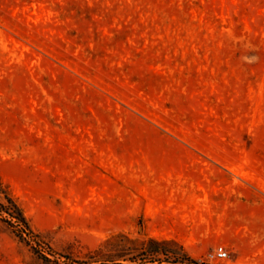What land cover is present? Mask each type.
<instances>
[{
	"label": "rangeland",
	"instance_id": "obj_1",
	"mask_svg": "<svg viewBox=\"0 0 264 264\" xmlns=\"http://www.w3.org/2000/svg\"><path fill=\"white\" fill-rule=\"evenodd\" d=\"M1 183L0 264H264V0H0Z\"/></svg>",
	"mask_w": 264,
	"mask_h": 264
},
{
	"label": "trees",
	"instance_id": "obj_2",
	"mask_svg": "<svg viewBox=\"0 0 264 264\" xmlns=\"http://www.w3.org/2000/svg\"><path fill=\"white\" fill-rule=\"evenodd\" d=\"M0 185V190L4 194L3 198L5 199V201L0 204V212L7 214L11 218L10 222L16 224L15 226L22 230H29L30 225L22 207L8 190V188L4 187L2 183Z\"/></svg>",
	"mask_w": 264,
	"mask_h": 264
},
{
	"label": "built area",
	"instance_id": "obj_3",
	"mask_svg": "<svg viewBox=\"0 0 264 264\" xmlns=\"http://www.w3.org/2000/svg\"><path fill=\"white\" fill-rule=\"evenodd\" d=\"M209 255V259L202 261L200 264H220L229 260L231 254L225 245H216Z\"/></svg>",
	"mask_w": 264,
	"mask_h": 264
}]
</instances>
